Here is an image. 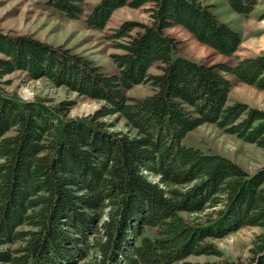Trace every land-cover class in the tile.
I'll return each instance as SVG.
<instances>
[{"label": "trees", "instance_id": "trees-1", "mask_svg": "<svg viewBox=\"0 0 264 264\" xmlns=\"http://www.w3.org/2000/svg\"><path fill=\"white\" fill-rule=\"evenodd\" d=\"M260 0H228L250 14ZM86 0H46L79 18ZM148 8L150 22L127 20L109 38L117 73L62 44L0 29V264H174L192 254L222 255L214 239L257 226L244 264H264V168L249 172L219 152L186 145L205 123L264 148V108L230 102L233 82L264 89V49L235 65L178 54L166 29L182 26L233 56L242 33L202 0H100L87 14L103 30L114 12ZM158 64L159 73H150ZM48 77L99 100L70 116L72 99H25L5 77ZM152 93L129 96L137 84ZM118 115L126 130L106 120ZM187 264H240L232 258Z\"/></svg>", "mask_w": 264, "mask_h": 264}, {"label": "rangeland", "instance_id": "rangeland-1", "mask_svg": "<svg viewBox=\"0 0 264 264\" xmlns=\"http://www.w3.org/2000/svg\"><path fill=\"white\" fill-rule=\"evenodd\" d=\"M100 0H86L82 4L83 13L79 18L67 17L63 12L46 4V0H0V29L6 33L29 34L54 45H64L75 53L82 54L100 65L106 73H117L118 67L112 59V54L120 52L115 47V41L109 36L114 33L123 22L135 20L150 22L146 4L139 8L125 6L116 10L107 27L103 30L91 28L86 23V16ZM212 5V10L231 27L240 31L243 42L233 56L220 54L215 49L203 45L182 26L166 29V33L179 40L178 54L192 59L207 62H226L235 65L240 58L254 56L264 49V0H260L250 14L235 12L228 0H202ZM158 64L150 69V73H159ZM226 76L232 80L230 102L241 100L252 106L264 108V89L241 82L231 74ZM9 84L3 88L12 94L25 99L37 97L52 98L54 101L72 99L76 102L70 116L88 115L97 110L101 103L90 97L78 95L67 86H56L48 77L29 79L23 71H16L5 77ZM152 93L150 83L135 85L127 91L129 96L144 97ZM106 120L116 123V129L126 130L125 120L118 115L110 116ZM186 145L200 147L205 151L219 152L239 164L249 172L264 168V148L247 142L235 134L227 133L213 123H205L191 131L183 141ZM260 231L257 226H243L226 236L214 239L223 250L222 255L192 254L186 258L189 261L235 259L244 264L252 244L254 234ZM186 260L176 261L174 264H187Z\"/></svg>", "mask_w": 264, "mask_h": 264}, {"label": "crops", "instance_id": "crops-1", "mask_svg": "<svg viewBox=\"0 0 264 264\" xmlns=\"http://www.w3.org/2000/svg\"><path fill=\"white\" fill-rule=\"evenodd\" d=\"M230 98H231V95H230ZM230 98H229V99H230Z\"/></svg>", "mask_w": 264, "mask_h": 264}]
</instances>
